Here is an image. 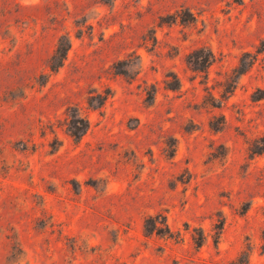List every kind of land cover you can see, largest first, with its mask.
<instances>
[{
  "label": "rangeland",
  "instance_id": "374dc122",
  "mask_svg": "<svg viewBox=\"0 0 264 264\" xmlns=\"http://www.w3.org/2000/svg\"><path fill=\"white\" fill-rule=\"evenodd\" d=\"M258 49L264 0H0V264H264Z\"/></svg>",
  "mask_w": 264,
  "mask_h": 264
},
{
  "label": "trees",
  "instance_id": "16d2710c",
  "mask_svg": "<svg viewBox=\"0 0 264 264\" xmlns=\"http://www.w3.org/2000/svg\"><path fill=\"white\" fill-rule=\"evenodd\" d=\"M69 43L66 40H61L58 42L56 49L54 51L53 56L50 59L49 62V68L50 70L56 71L62 64L66 57V53L68 51ZM263 49H258L255 54L252 53H244L242 57L240 58L238 65L235 66L232 69V76L229 78V81H227L226 89L224 93H230L235 88L237 80L248 71V69L253 65V63L256 61L257 55L262 53ZM249 59L247 63H245V60ZM215 62V56L213 53L207 49V48H198L190 52L186 56V63L189 65V67L195 71V72H201L203 74H206L208 68ZM178 86V85H177ZM169 87L172 90L177 89L178 87ZM258 100V99H253ZM89 128L88 120L84 117H70L69 123H68V132L72 138L75 140H79L80 137L87 131ZM260 142L263 143V146L260 148V150L256 153H263L264 152V136L260 138ZM163 218V217H162ZM157 219L155 218H149L145 221V228L146 231L149 233L156 232L157 234H161L163 231L162 228H158L156 225ZM146 225H150V228L148 229ZM221 229V228H220ZM166 231L169 233V230L166 228ZM201 245V243L198 245V247Z\"/></svg>",
  "mask_w": 264,
  "mask_h": 264
}]
</instances>
